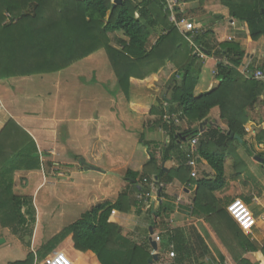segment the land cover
<instances>
[{
	"label": "trees",
	"instance_id": "1",
	"mask_svg": "<svg viewBox=\"0 0 264 264\" xmlns=\"http://www.w3.org/2000/svg\"><path fill=\"white\" fill-rule=\"evenodd\" d=\"M182 1L188 0H179ZM221 4L231 19L247 25L252 41L264 37V0H221ZM166 7L165 0H122L115 7L112 0H0V82L56 74L104 51L119 87L127 97L131 87L152 86L162 70L167 66L174 67L179 81L176 77L171 78L164 98L168 110L159 113V123L170 138L160 151V161H174L178 168L165 172L151 152L149 166L153 168L157 182L165 186L176 179L182 183L195 182L199 190L193 200V213L207 216L211 227L218 225L230 230L243 250L251 249L239 237L240 229L232 225L227 212L217 210L214 194L223 190L228 181L240 176L243 164L236 154L237 148L242 145L252 154L245 141L249 134L246 125L250 120L249 111L264 95V83L242 76L238 71L244 57L241 47L222 41L216 54L227 64L218 63L215 67L218 86L195 96L202 64L183 35L169 24ZM182 18L184 14L176 12L177 22ZM6 20L9 22L3 24ZM159 27L165 32L151 45L150 38ZM115 33L124 37L117 39L119 50L110 45ZM187 36L199 44L200 38L194 35V30L187 32ZM132 108L141 114L154 113L149 106L132 105ZM214 108L219 109L226 129L208 123L201 131L196 127L177 134L174 120H164L165 116L172 115L187 120L190 125L199 124ZM199 133L201 138L194 156L204 160L215 173L212 181L190 178L191 169L187 166L192 158L190 148H181L182 138L187 141ZM230 135L237 136L242 142ZM38 167L33 140L9 120L0 131V228L12 227V234L19 239L32 237L36 212L31 198L12 193L13 174ZM149 178L148 170L139 178L138 174L128 171L124 180L129 192H123L114 204H101L84 213L40 247L37 256L43 260L71 236L76 250L91 252L100 264H151L153 256L148 242L137 246L124 238L117 226L108 223L114 211L128 212L134 207L135 213L139 214L140 202L136 197L148 193L142 186L143 180ZM146 212L148 216H156ZM175 238L176 234L168 243L174 244L181 253ZM9 264H33V254L29 252L24 260ZM173 264H180V261Z\"/></svg>",
	"mask_w": 264,
	"mask_h": 264
},
{
	"label": "crops",
	"instance_id": "2",
	"mask_svg": "<svg viewBox=\"0 0 264 264\" xmlns=\"http://www.w3.org/2000/svg\"><path fill=\"white\" fill-rule=\"evenodd\" d=\"M177 1L178 9L184 14L182 20L185 22L179 28L176 27V24L171 20L172 15L169 13L167 18L169 24L174 25L181 35L182 27L184 28V25L187 24L194 30V35L200 38V42L197 44L183 36L189 47L194 45V48L197 47L201 52H194V55L203 64L195 88V96L208 93L218 86L219 81L215 76H211L212 79L208 81L204 79L202 71L204 69L210 72L215 70V62L221 60V57L216 53L219 51L218 44L222 41L233 42L241 47L244 57L238 71L245 78L249 79V73L264 66V37L252 41L247 25L231 19L228 10L222 6L221 0ZM206 19L211 20L205 21ZM157 29L158 32L161 31V35L164 34L165 31L161 27ZM156 39L157 37L154 38L152 44ZM99 52L56 74L12 78L5 83L6 86L0 82L2 84L0 92L3 93H6V89V91L12 89L14 93L23 92L25 90L23 87L27 84L29 89L35 92L45 87L46 91L49 90L47 92L50 96L48 105L52 110L49 115L45 116L43 113L38 115L27 112L32 106L30 99L23 100V97L20 99L19 96H14L13 102H10V99L1 96L3 93H0V113L5 117L4 122L6 123L7 118L12 120L31 137L36 146L40 163L39 170L19 171L16 172V175L19 173L18 176L21 177H38L43 173V164L52 165V169H54L53 177L47 179L43 176L35 181L31 188L32 193L28 194V197L33 195L32 203L36 212L33 228L35 240L41 234L39 243L42 246L79 220L93 207L101 204H114L123 192H129L127 181L123 180L128 171L138 174L139 178L148 170L149 179L156 180L152 172L153 168L149 166L150 152L155 155L158 165L165 172L178 168L174 161L165 163L160 161L162 148L157 142L150 141L152 139L145 140L144 137L139 136V134L143 135L144 131L151 136L154 131L153 127H161L159 123L161 118L158 121L145 122L144 120L147 118L151 119L155 116L141 114L132 108V105L151 108L149 102L145 103L147 101L145 95L148 94V89H154L156 81L159 80L165 69L157 75L152 86L131 87L128 91L131 100L128 103L120 97V87L109 61V70L106 68L104 71L90 69L97 64L101 66V61H97L98 57L102 56L98 55ZM95 62L98 63L95 64ZM168 67L170 66L166 68ZM82 72H87L88 75L84 76ZM90 74H92V81H89ZM172 76L166 77V80L169 82ZM96 78L104 88L97 85V89H89L81 84L82 82H87V85L88 83L94 84ZM48 82L50 83L48 84ZM17 85L20 86L15 87ZM166 92L168 93V89ZM58 110H61L62 113L60 114ZM141 117L144 120L139 123ZM249 117L250 120L246 127L250 129V133L247 135L250 140L245 141L249 144L253 154L238 155L243 164L241 172L243 174H240L243 180L229 181V185L227 183L225 188L216 192L214 196L218 202L217 210L227 212V207L233 201L239 200L251 211L255 218L254 228L249 233H243L240 230L239 234V237L247 242L251 249L243 250L238 244V238L236 239L230 230L222 229L218 225L211 227L207 216L193 213V200L199 190L195 182L182 183L176 179L166 186L158 182L163 187L147 191L149 192V203L147 207L146 205L144 207V203L139 201V214L135 213L134 207L129 208L128 212L114 211L110 215L108 223L117 226L121 230V235L137 246H144L148 242L151 256L157 255L158 257L157 261L153 263L173 264L178 260L180 264H264V175L258 177L259 179L263 178L262 184L255 179V176H249L248 172V170H252L257 174L255 166H258L259 163L264 164V95L260 97V102L249 111ZM180 120L185 125L186 131L190 127V129H194V127L192 128L194 124L199 128L200 123L190 125L187 120L183 118ZM206 121V124L210 123L213 126H222L226 123L220 119L218 108L210 111ZM139 131H142V134ZM163 133L167 139L168 135L164 130ZM181 133L182 131L178 128L177 134ZM168 140L170 142V138ZM193 140L186 141V138H182L181 148H190V142ZM165 141L163 142L164 146L168 144ZM198 141L200 140L198 139ZM157 148H160L159 151ZM42 154L47 156L43 157ZM194 154L191 158L195 162L194 167H198L197 170L204 166L208 168L206 176L201 179L212 181L215 173L204 160L195 158ZM78 159H80V163L77 162ZM58 165L60 168L56 167ZM171 165L175 167L172 168ZM87 167L97 168L101 172L86 170ZM194 167H190V178L194 181L201 180L194 179L196 174ZM244 167L247 168L248 173ZM82 173L86 175L77 179V184L76 178ZM142 187L145 189L144 185ZM75 189L76 194L73 192ZM13 190L16 191L15 183ZM23 190L25 191V188ZM59 190L61 194L58 193ZM227 198H229V203L226 202ZM37 200L43 209H39L35 203ZM65 203H67L69 212H72L71 214L69 212L65 214L63 207ZM125 207L128 208V205L125 204ZM147 210L156 216H148ZM226 214L228 217L230 216L228 212ZM43 218L50 220L53 224L47 230V236L40 227ZM66 218L73 220L64 226L62 220ZM230 220L233 226L238 227L231 217ZM150 228H152V234L149 232ZM157 234L160 235L161 240L159 243L155 242L157 245L155 251L151 247L150 241H153ZM174 234H176V245L182 251L181 253L177 247H174V244L168 243L169 238ZM49 235L50 239L43 242L44 238ZM54 251L65 253L72 264H100L91 252L76 250L71 236L59 244ZM171 253H174V258H171Z\"/></svg>",
	"mask_w": 264,
	"mask_h": 264
},
{
	"label": "rangeland",
	"instance_id": "3",
	"mask_svg": "<svg viewBox=\"0 0 264 264\" xmlns=\"http://www.w3.org/2000/svg\"><path fill=\"white\" fill-rule=\"evenodd\" d=\"M178 11H176V12H178V13H181L180 12V10L179 9H177ZM8 16L6 15V18H7ZM211 19H206L205 21H210ZM9 21L8 20H6V21H4L3 22V24H7ZM191 27V26H190ZM159 35H161V31H159L158 33H156V35H152V39L150 40V44L152 45V42L154 41V38L155 37H158ZM182 35H183V33H182ZM184 36V35H183ZM117 39H124V37L122 36V34L121 33H115L113 36H112V38H111V42H110V45H111V47H113V48H115L116 50H119V47H118V45H117ZM191 40H193V38L191 39ZM227 40V39H226ZM194 42V41H193ZM192 48H194V45L193 46H191ZM196 48V49H195ZM194 49H192L194 52H198L197 50V47H195ZM196 50V51H195ZM98 55H102L101 57L103 58H99L98 57V59H97V61L98 60H100L101 62V66H99V64H97V65H95L94 66V68H90V69H93V70H96V69H99V70H102V71H104L105 70V68L106 69H108L109 70V63H108V60H107V57H106V55H105V53L103 52V51H100L99 53H98ZM201 56V55H200ZM200 61V60H199ZM201 62V61H200ZM199 62V63H200ZM96 63H98V62H95V64ZM105 63V64H104ZM216 63V65L218 64V63H222V64H227V62L225 61V60H218V62H215ZM202 66H203V64H202ZM102 67H104V68H102ZM168 68H170V69H168ZM168 68H165V71L163 72V74L162 75H160V78H159V80L158 81H156V83H155V87H154V89H148V94L147 95H145V97L147 98V101L145 102V103H147V102H149L150 103V105H151V108L153 109V111H154V113L152 114L153 116H155V118H151V119H149V118H147V120H144V118L143 117H141V118H139L140 120H139V123H141V120H144L145 122L147 121V122H152V121H158V119L160 118V115H159V113L161 112V111H164V112H166L167 111V105H166V102L164 101V98H165V96H166V91H167V89H168V87H169V83H170V81H171V79L169 80V82H168V80H166L167 78L166 77H168V76H170V75H173L172 77H176V80L177 81H179V78H178V76H177V74H176V70H175V68L174 67H172V66H170V67H168ZM202 69V68H201ZM86 71V70H85ZM91 71V70H90ZM83 73V75L84 76H86V75H88V73L87 72H82ZM91 73V72H90ZM174 73V74H173ZM202 73L204 74V79H207L208 81L210 80V79H212V77H214L215 76V78H216V69L213 71V72H210L209 70H207V69H204L203 71H202ZM90 76H91V78L89 79V81H92V74H90ZM212 76V77H211ZM96 77V76H95ZM41 79H42V77H41ZM97 80V81H96ZM96 80L94 79V84H89L88 83V85H87V82L85 83V82H82L81 84L82 85H84V86H87V88H89V89H97V85H100L101 87H103L104 88V86L102 85V83L100 82V81H98V79L96 78ZM36 81H38L39 82V80H36ZM166 81V82H165ZM80 82H81V80H80ZM2 83V82H1ZM0 83V85H2ZM50 82H48V84H49ZM48 84H47V87H48ZM3 85H5V83H3ZM6 86V85H5ZM20 85H17V86H15V87H19ZM25 90H23V92L21 91L20 93H14L13 92V90L12 89H9L8 91H6L5 90V92L6 93H3V92H0V93H3V95H1V96H3V97H5V98H7V99H10V102H13V99H14V96H19V98L21 99L22 97H23V100H26V99H30L31 100V105L32 106H30L29 107V109L28 108H26V109H28L27 110V112H29V113H37L38 115H40V113H43V115L45 116L46 114H50V110H52V109H50V107H49V103L48 102H50V96H49V93H47L49 90H47L46 91V87L45 88H43V89H41V90H39V91H37V92H35V91H32L31 89H29V85L27 84L25 87H23ZM49 89V88H48ZM120 89V88H119ZM120 93H121V96L120 97H122V99H123V101H126V102H130V100H131V98H129V96H125V93L120 89ZM39 95V96H38ZM6 99V100H7ZM40 100H42V102H40ZM139 100V99H138ZM140 101V100H139ZM5 102V101H4ZM5 104H6V102H5ZM44 106V107H43ZM59 111V113L61 114L62 112H60L61 110H58ZM63 114H64V112H63ZM65 116V115H64ZM166 117V116H165ZM165 117H164V120H165ZM4 119H5V117L3 116V114H1L0 113V131L2 130V128L4 127ZM178 125H176L175 124V126H177L178 128H179V130H181L182 131V133L183 132H185L186 130H185V125H183V123H182V121L179 119V117H178ZM9 120H8V118H7V120H6V122H8ZM138 123V124H139ZM193 125V124H192ZM194 127V129L196 128L195 127V124H194V126H192V128ZM221 129H226V123H224L222 126H219ZM177 128V129H178ZM191 128V127H190ZM189 128V129H190ZM188 129V130H189ZM247 129H248V133H250V129H249V127H247ZM144 130H147V129H144ZM153 132L151 133L152 135L151 136H149V135H147V133H146V131H144L145 133L143 134V135H140L139 134V136H142V137H144V139L145 140H147V139H152V140H150V141H154V142H157L158 143V145H160V147L161 148H164L165 146V144H163V142L165 141V142H168L169 140H168V138L166 139L165 138V135H164V133H163V130H162V128L161 127H153ZM148 131V130H147ZM150 131V130H149ZM139 132H141V134H142V131H139ZM149 136V137H148ZM200 138H201V133H199L197 136H195L193 139H196L197 140V144H196V146L198 145V139L200 140ZM247 139H249L250 140V138H249V136L247 137L246 136V138H245V140L246 141H248ZM169 143V142H168ZM190 143H192V141L190 142ZM167 144V143H166ZM186 146V145H185ZM145 147V146H144ZM152 149V148H151ZM160 149V148H159ZM159 149L157 148V150L159 151ZM144 150V149H143ZM236 154L237 155H239V154H241L242 156L244 155V156H246L247 154L248 155H250L248 152H247V149L244 147V146H242V145H240V147L239 148H237V150H236ZM252 154H253V151H252ZM43 155V157L44 156H47L46 154H42ZM254 158V156L252 157V159ZM262 160V159H261ZM77 162L78 163H80V159H78L77 160ZM57 168H60V166L58 165V166H56ZM171 167L173 168V167H175V166H172L171 165ZM256 167V169H257V174H255L256 172H252V170H248V172H249V176H255L256 178L255 179H257L259 182H263V178H258V177H262V175H264V164H258V166H255ZM53 168V166L52 165H47V164H43V167H42V170H43V173H42V175H40V176H38V177H33V176H30V177H21V176H18V174L19 173H17V175H16V172L13 174V181H14V183H15V185H16V191H14L13 190V192L12 193H14V195H16V196H18V197H28V194L29 193H32V191H31V188L33 187L32 185H34V183H35V181H37V180H39V179H41L43 176H45L47 179L48 178H51V177H53V171H54V169H52ZM195 168V180L197 179H201L203 176H206V173H207V171H208V168L207 167H199V169L197 170V168L198 167H194ZM228 168H229V165H228ZM246 167H244V169H245ZM40 169V163H39V167H38V169H34V170H29V171H37V170H39ZM174 169V168H173ZM29 171H22V172H29ZM41 171V170H40ZM227 171V170H226ZM225 171V175L228 177V174H227V172ZM236 171V170H235ZM234 171V172H235ZM19 172V171H18ZM246 172H247V168H246ZM247 172V173H248ZM228 173H229V169H228ZM241 174H243V173H241ZM86 174H83L82 173V175L81 176H78L77 178H76V183H77V179H81V178H83V176H85ZM245 180H246V178H244ZM124 180V179H123ZM238 180H243V178H241V175H240V177L238 178V179H234L232 182H234V181H238ZM23 182H24V184H23ZM230 182H231V180H230ZM229 181L227 182L228 183V185H229V183H230ZM236 183V182H235ZM241 183H243V182H241ZM78 184V183H77ZM263 184V183H262ZM13 188H14V186H13ZM25 188V191L23 190ZM145 189H146V187H144ZM148 191V190H147ZM63 192V191H62ZM74 192V194H76V189L73 191ZM59 194H61V191L59 190V192H58ZM27 195V196H26ZM30 198H31V200H32V202H33V195L32 196H29ZM65 197V196H64ZM234 198V197H233ZM233 198H231V199H233ZM228 200V201H227ZM64 202H66V201H64ZM226 202L227 203H229V198H227L226 199ZM35 203L37 204V206H39V209L41 210V209H43V206H41V204H40V202H39V200H37V201H35ZM149 203V202H148ZM226 203V204H227ZM66 205V206H65ZM72 205V204H71ZM145 205H146V207H147V204H145L144 203V207H145ZM64 211H65V214L67 213L68 214V212H69V208H68V206H67V203H65L64 204ZM84 210H86V209H84ZM149 210V209H148ZM147 210V211H148ZM83 211V210H82ZM82 211H80V212H82ZM42 212V211H41ZM72 212L70 211L69 212V214H71ZM79 214V213H78ZM35 216H36V213H35ZM76 218V217H75ZM68 220H70V221H68ZM67 220V218L66 219H64V220H62V224L64 225V226H66V225H68L69 223H71V220H73V219H68ZM51 223V224H50ZM47 224H48V227H47ZM53 224H52V222H50V220H48V219H45V218H43L42 220H41V222H40V227H41V229L43 230L42 232H45V236H47V230L49 229V228H51V226H52ZM11 228L12 227H6V228H4V227H1L0 228V240L1 239H3L4 240V243H2L1 245H0V264H9V263H13V262H15V261H22V260H24L25 258H26V256H27V254L29 253V252H31L32 254H33V264H40L43 260H41L40 258H39V256H37L38 255V253H37V250L38 249H40V247H42V245L39 243V242H41V240H39V238H40V236H41V234H39V236H38V239L36 238V240H35V236H34V230H32V237L30 236H24L22 239H19V238H17V236H15V235H13L12 234V230H11ZM43 238V237H42ZM48 239H50V235H49V237H45L44 238V240H43V242H45V241H47ZM38 241V242H37ZM40 244V245H39Z\"/></svg>",
	"mask_w": 264,
	"mask_h": 264
},
{
	"label": "built area",
	"instance_id": "4",
	"mask_svg": "<svg viewBox=\"0 0 264 264\" xmlns=\"http://www.w3.org/2000/svg\"><path fill=\"white\" fill-rule=\"evenodd\" d=\"M167 2V10L169 13L172 15L171 20L174 24H176V27L179 28L180 25L184 24V20H181L180 22H177L176 20V11L178 9V1L177 0H166ZM182 33L183 35L191 42L192 38L187 36V32H192V28L189 27L187 24L184 25V28L182 27ZM200 52V50H197ZM201 53V52H200ZM248 78H252L254 80H257L259 82L264 83V66H260L257 69H255L253 72L249 73ZM174 120V123H178V117L176 116H169L167 115L165 117V121L169 122L171 120ZM196 144L197 140L194 139L191 143L190 146V153L191 155L195 153L196 151ZM195 165V162L191 159L188 163L187 166L193 168ZM143 185L146 187L147 190H151L153 188H162L163 185L158 184L157 180L151 178V179H144L143 180ZM149 198V192L146 194H140L138 195L137 199L148 205V200ZM227 212L230 215V217L233 219V221L236 223L238 228L243 232V233H249L255 226V218L251 211L248 209V207L242 203L239 200L233 201L228 207H227ZM160 235L157 234L153 241L156 243L160 242ZM171 258H174V253L170 254ZM40 264H72L70 258L63 252H58L54 251L48 256H46L43 261Z\"/></svg>",
	"mask_w": 264,
	"mask_h": 264
},
{
	"label": "water",
	"instance_id": "5",
	"mask_svg": "<svg viewBox=\"0 0 264 264\" xmlns=\"http://www.w3.org/2000/svg\"><path fill=\"white\" fill-rule=\"evenodd\" d=\"M121 3H122V0H112V5H113V7H115V6H119ZM206 122H207V121L205 120V121H203L202 123H200V125H199V129H200V130H202V128H203V126L206 124ZM230 137H231V138L234 137L236 140H238L239 142H241V139L238 138L237 136L230 135ZM183 139H185V138H183ZM258 160L261 161V159H258ZM86 170H89V171H96V172H101L99 169L94 168V167H87ZM149 232H150V234H152V228H150ZM2 243H4V240H3V239L0 240V245H1ZM150 244H151V247L153 248V250L156 251V249H157V245H156V243H155L154 241L151 240V241H150ZM157 258H158L157 255H153V259H152V261H150V263H153L154 261H157Z\"/></svg>",
	"mask_w": 264,
	"mask_h": 264
}]
</instances>
